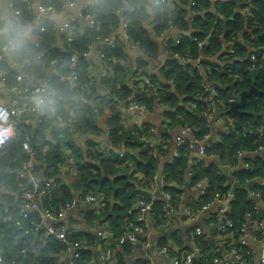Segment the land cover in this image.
<instances>
[{
	"label": "trees",
	"instance_id": "trees-1",
	"mask_svg": "<svg viewBox=\"0 0 264 264\" xmlns=\"http://www.w3.org/2000/svg\"><path fill=\"white\" fill-rule=\"evenodd\" d=\"M124 1L126 6H133L132 10L124 11L123 16L127 18L128 37L140 48L135 64L133 66L129 62L126 42L118 38L113 47L104 48L102 64L108 70V76L100 80L98 85L107 90V96L105 97V93H98L97 85H92L88 91L80 90L76 99L71 97L69 81L65 77L72 71H77L80 79H85L84 75L93 66V62L91 57H86L82 53L89 51L91 44L97 40V35L109 36V33L117 28L121 20L119 10L123 0H101L94 3L89 11L94 13L97 25L83 24L80 27L77 24L74 40L65 49L59 42L57 43L56 31L50 18L42 20L45 26L43 31H35L37 45L27 43V40L20 37L16 19L22 22L30 21L33 12L24 3L15 1L13 7L19 11L20 16L18 18L12 16L13 28L10 35L19 37L20 44L17 50L11 53V58L21 61V53L23 58H26L33 57L36 52L41 51L44 63L47 59L55 60L57 73L51 76V87L56 96V113L61 114L63 119L71 113L74 129L64 122L58 124L55 113L50 112L46 114L42 124L36 127L18 123V131L14 137L0 148V235L3 248L7 246L9 248L6 252L9 260L21 264H34L37 259L39 264H61L55 257L62 247L61 243L49 236L42 242L36 240L33 243L29 233L31 231L29 222L35 219L34 211L28 212L26 218H21L19 226L14 219L3 220V216L8 214L2 210L6 203L9 204V213L13 214L12 216L17 212L11 205L13 199L8 190L33 187L27 178L16 176L20 163L25 159L21 146L25 135L28 136L31 146L38 150V159L43 164L42 167L35 166L39 188L47 179L52 180L53 186L59 188L58 192L53 190L51 194L41 197L43 205L51 202L57 206L61 203L60 198L72 199L68 186L59 179L62 177L81 194L89 190L104 193L105 200L100 206V212L103 221L117 233L125 223L133 220L128 208L140 196L152 202L150 213L155 221L154 225L164 222L162 207L165 201L157 197L151 198L153 196L146 189L156 183L160 188L155 175L159 156L165 155L167 151H157L148 143L139 141L123 126L120 116L122 100H127V104L143 103L151 109L155 101L152 96L154 94L156 101L167 107L165 115L176 123L183 121L193 129L195 139H201L209 129L205 125V119L195 113L205 108L209 101L210 94L204 85L206 82H214L219 90L214 98L216 104L226 110L232 123L226 125L227 133L221 132L218 139L208 142L203 149L204 155L217 156L219 161L228 157L230 161L235 162L240 155L239 151L245 150L252 155L243 158L245 165L235 171L232 178L236 179L239 185L254 178H264V150H257L258 145L264 144V135L260 139L256 136L257 126L264 124V94L247 96L240 108L244 112L239 118L229 108L231 86L237 94L251 85L257 90H264V0H173L174 6L164 3L158 7L150 4L148 9L152 15L153 34H159L167 28L169 21L179 30L173 35L179 37L178 43L172 38L167 41V54L160 64V76L148 70L149 60H158L160 50L154 35L144 23L147 16L146 0ZM190 1L193 3L190 4ZM50 2L58 9L63 5V0ZM211 5L214 10H208ZM189 10L194 13L191 22L186 20ZM1 19L0 14V21ZM181 30L190 31L182 33ZM6 38V34L0 31V45L5 43ZM197 40H202L200 46L197 45ZM225 42H229L234 48L232 54L221 50ZM187 48L192 57L190 60L180 63L172 56V53H182ZM251 50L256 52L255 68L248 71L252 63L248 57ZM72 54L76 56L74 62L70 59ZM197 56L200 57L199 67L192 61ZM215 56L216 60H211ZM218 61L223 63L219 64ZM1 64L5 66L4 62ZM43 66L39 61L31 59L24 65V72L41 77L45 72ZM8 69L12 75L16 73L14 69ZM145 74L151 80L150 85H141ZM89 93L95 95V100H88ZM193 103L195 108H192ZM103 109L108 113L104 120L108 126L107 139L111 146L108 153L99 151L100 139L96 138L98 119H95V114L98 112L97 114L102 115ZM143 124V128L147 127L146 123ZM47 129H50L53 141L48 140L45 135ZM75 130L87 135L85 149L75 144L73 139ZM189 142L186 138L184 143L177 145L178 156L171 162L165 161L161 165L163 174L161 189L170 193V202L179 203L183 187H193L197 184L200 186L199 191L186 204L195 211L203 203L209 202L214 193L224 196L232 191L233 194V199L227 206L228 223L225 225V232L220 233L213 229L209 235L205 232L194 234V226L188 227L189 238L194 244L199 245V254L205 257L203 262L197 264H213L214 255L221 256L224 251L232 248H236L249 261L251 251L249 245L240 244L237 238L247 221L246 217L251 220L257 217L256 204L250 197L249 190L256 193L260 200L264 199V184L255 181L247 188L233 187L231 184L233 182L228 181L215 161L199 159L189 164L188 157L192 149ZM121 144L126 150L118 153L114 147L117 148ZM216 216L217 213L214 212L209 219L215 221ZM13 234H22L16 244L12 243ZM169 238L175 247L181 245V250H190L184 245L178 231L161 233L158 235L157 243L167 245L172 253L174 247L170 245ZM128 245L129 243H124L121 247L125 250ZM22 249H26V253L21 252ZM87 253L86 250H82V256ZM177 257H181L180 253ZM116 260L118 264H126L118 254ZM147 261L140 260L135 264H147Z\"/></svg>",
	"mask_w": 264,
	"mask_h": 264
},
{
	"label": "built area",
	"instance_id": "built-area-1",
	"mask_svg": "<svg viewBox=\"0 0 264 264\" xmlns=\"http://www.w3.org/2000/svg\"><path fill=\"white\" fill-rule=\"evenodd\" d=\"M15 1H19L24 3L28 9H33L34 7V14L32 22L35 21L30 29L32 33V38L29 41H26L27 43L37 45L38 40L35 35V31H43L45 26L42 23V20L44 18H50V15L47 12H55L58 8L50 2V0H12L9 3L10 6V15L13 17H19L20 13L17 9H15L13 6L15 4ZM64 1V0H63ZM101 1V0H98ZM173 0H152L150 4L153 7H158L162 4H171ZM211 1V0H210ZM226 1V0H222ZM76 2V0H65V3L68 5H73ZM92 3V2H91ZM193 1H190V4H192ZM81 8H83L81 13L79 14L80 17H84L87 20V23L89 26H95L97 25V20L95 18L94 13L90 12L89 9L91 8V4H80ZM127 11L132 10L133 6H126L125 7ZM213 5L209 7L208 10H214ZM193 11L189 10L186 16V20L191 22L193 18ZM121 17V15H119ZM51 19V18H50ZM7 30L2 31V33H5L7 38L5 39V43L0 45V58L3 55V53H7L14 65L17 66H23V71L18 72L16 71L15 74L12 75L10 73L8 68H11L6 62L7 66L2 65L0 62V88H3L6 90L5 97H2L0 95V148L6 144L8 141H10L17 130V124L23 123L25 125H30L31 127H36L45 120V116L47 113H55V120L57 122L62 121V115L59 113H56L55 104L54 105H48L46 107H37L35 102V97L38 93H45L46 90H50V93H54L53 88L51 87V76L48 73V75H45L41 78L33 76V74H27L24 72V65L28 64L29 61L32 59L33 61H39L44 66V70L47 71L48 69L52 68L53 75H55L57 72L55 71V60L54 59H47L45 60L46 63L42 60L43 53L41 51H38L34 54L33 57H24L21 59V61H18L17 59L11 58V53L17 50L18 47L13 48V51L9 53L8 51V44L10 40L14 38V36L10 35V31L13 28L12 21H8L7 24ZM52 26L55 28V30L58 31L59 37L61 38L59 43L63 49L74 40V34L77 31V22L76 20L66 19L63 22H60L58 25H55L52 22ZM171 21H169L167 27H172ZM120 27L123 31V36L118 37L119 39H122L126 42V48L127 49H134L137 50V53H140V48L138 44L131 40L127 33H126V27H127V18L125 16L121 17L120 20ZM177 30L176 32H178ZM190 30L182 31V33H188ZM152 33V32H151ZM153 34V33H152ZM160 34V33H159ZM159 34H153L154 38L156 36H159ZM97 58L99 61V65L97 67L91 66L89 71L86 72L85 79L81 80L79 77V74L77 71H72L70 74H68L65 78L69 81V91L71 94V97L73 99H76L79 97V91L87 89V91L90 89L92 85H97L100 80L105 79L108 76V70L103 66L102 59L105 56L104 48L106 47H113L116 43V40L118 39H111L107 35H97ZM170 38L173 39L175 43L179 42L178 36H171ZM240 39H243L242 36H239ZM167 39H163L161 42H157L159 45L160 54L158 57V60L160 58L161 61H164V55L167 54ZM95 41V42H96ZM20 44V43H19ZM202 40H197V45H201ZM91 47V46H90ZM223 49V50H222ZM222 51L227 52L228 54H232L234 52V48L231 46L229 42L223 43V46L221 48ZM90 51V49H89ZM89 51H85L82 54L84 56L89 57ZM264 52V51H263ZM256 52L254 50H251L248 53V57L251 59L252 63L248 67V71H251L255 68L254 60H255ZM172 56L177 59L178 62H186L190 60L192 57L189 52V48L185 49L184 52H174L172 53ZM71 61H76V56L72 54L70 56ZM199 59L200 57L197 56L194 58L193 63L199 67ZM211 60H216V56L212 57ZM219 64H222L223 61H218ZM213 68H216L213 66ZM12 69V68H11ZM45 73V72H44ZM26 76L30 78H26ZM40 79L36 83L32 82L33 79ZM63 78V77H62ZM151 80L148 77V75H143L141 85H150ZM204 88L209 92V101L207 102V105L205 108H203L200 111H196V115L198 117H203L206 121L205 125L209 129L212 125L214 126V123H218L222 125V132L227 133V124L232 123L231 117H229L226 113L225 109L220 108L215 101V97L218 95V88L214 82H206L204 85ZM102 93H105L106 95V89L102 90ZM230 98H229V108H230V102L237 100L240 96V93H236V90L231 86L230 87ZM237 95V96H236ZM153 98H155L154 104H158L157 106L160 108L161 113L164 115V122L168 126H176L178 129V134L175 138V144L172 148H170V142L166 139H156L154 137L155 128L152 125H147V127H142L144 125L140 119L141 114L148 110V108L143 103H135L131 102L127 104V110L132 113L136 114L139 118V122H136L138 124L135 125H129L127 123V120L121 116L122 124L125 128H128L131 135L136 137L139 141L148 143L152 147L155 148V150H163L168 152V157H166L167 162H171L172 159L176 156H178V152L176 150V146L184 143L186 141V138L189 139V144L195 145L197 144L199 139H195L193 134V129L185 125L183 121L181 123H176L172 121L167 115L164 114V111L167 109V107L164 105L162 106L156 101V97L153 94ZM192 108H195V104H192ZM73 118V116H72ZM211 125V126H210ZM212 126V127H213ZM71 129V128H70ZM257 130V138L260 139L264 135V124L259 125L256 128ZM47 132H49L50 136H47ZM77 133V132H76ZM45 135L47 136L48 140L53 141V136L51 134L50 129H47L45 132ZM98 138V137H96ZM204 140L210 139L209 131L204 134L203 136ZM21 146L23 148L25 159L20 163V168L17 171L16 176L18 178H27L29 182L32 183L33 187L28 188H20L19 190H8L9 195L12 196L13 205L17 212L14 216L13 214L9 213V204L6 203L3 207V211L8 213L3 216V220L8 219H14L15 223L19 226L21 225V218H26L28 215V212L35 213V219L30 221L29 224L31 226V231H36L38 233H42L45 236L52 237L55 241L61 243L62 247L58 250V253H63L67 249L73 247L74 251L72 253L71 258L63 264H82V246L85 243L84 236L80 235V232L78 229L72 228L67 226L65 223L60 221V218L64 215V213L75 207L79 203H95L98 202L99 206H101L105 200V195L101 191H95V190H89L85 194H75V198L71 200H63L61 199V203L57 206L53 205L51 202H48L47 204L43 205L41 203V197L44 195H49L53 192V190L56 191L55 186H53V182L50 179L45 180L44 185L39 188L38 186V173L35 169V166L38 165V163H42L38 159V150L33 148L30 144L29 138L27 135H25V138L21 141ZM197 152L203 157V159L206 157L203 153L204 145L197 144L195 145ZM110 147V142L107 139V143H105V146L103 147L105 152L107 153ZM44 148V147H43ZM171 150V151H170ZM259 151L264 150V144L258 145ZM65 151H68L65 149ZM99 151H101L99 149ZM166 152V153H167ZM239 154L243 156V154H250L247 153L245 150H240ZM201 157V158H202ZM209 157V156H207ZM199 160V159H197ZM43 166V164H42ZM40 167V166H39ZM64 167V166H63ZM155 179L157 182L160 183V188H158V192L155 196L151 198H161L165 201L163 207H162V216L164 218V222L162 223H156L154 225V220L151 215V208H152V202L150 200H146L143 197L136 198L128 208V212L132 213L133 220L128 221L125 223V225L121 228V230L117 233L113 230V228L106 222L103 221L101 224L98 225L94 229V233L102 240L103 242V248L101 253V258L104 261L109 262V264H118L117 260L113 259L112 252L113 248L111 245H122L124 243H129L132 245H138L141 250L142 254L145 260H148L152 255L154 254H163L168 259V261L165 264H197L201 263L205 260V257L201 254H199L200 247L198 244H194L191 241V246L188 247L190 250L183 251L181 250V245L178 247L173 248V252L171 253V250L168 249L167 245H160L156 242H151L149 240V233L152 229H155L160 235L163 232H167V225L169 224L170 219L178 216L179 214H182L184 218L187 220V223L190 224V226H194L193 233L194 234H201L203 232L209 234V231L206 232L202 227L197 223L198 217L201 214V212L208 211V216L205 218L210 222L211 224H216L219 222V225L216 228H213L215 230H218L220 233L225 232V225L228 223L226 221V212H227V206L231 199H233L232 191L227 192L224 196H220L218 193H214L212 199L207 202L203 203L196 211L188 206L186 204L181 203V201L177 204H172L170 202V193L167 191H164L161 189V185L163 183V174H160V178L157 179V176L155 175ZM255 181H258L260 183L264 184V178L259 180L258 178L252 179ZM66 186H68L70 192L72 193L73 188L71 185H69L66 181H62ZM233 183H237L236 179H233ZM206 184V182H205ZM194 188L200 189L199 184L193 186ZM58 192V191H57ZM149 194H151L149 192ZM260 205L264 209V199L260 200ZM211 207H213L211 209ZM217 213V219L215 221H212L209 219L212 216V213ZM259 233V229L255 228L250 236L253 239L257 238V235ZM22 234L19 235H12V243L16 244L18 243V239ZM79 235V236H78ZM248 235L245 233V225L242 226L240 233L238 235L237 241L242 245H249L248 242ZM2 236L0 235V264H21L19 262H16L14 260H9L6 256V252L9 249L3 248L2 246ZM219 245V243H217ZM23 253H26V249H22ZM180 253L181 257L178 258L177 254ZM229 256L233 257L234 261L237 264H248L249 261L245 259L242 254L236 249L232 248L229 251H224V253L221 256L214 255L212 257V263L213 264H228L229 262ZM34 264H39V261L36 259L34 261ZM260 264H264V250L261 256Z\"/></svg>",
	"mask_w": 264,
	"mask_h": 264
},
{
	"label": "crops",
	"instance_id": "crops-1",
	"mask_svg": "<svg viewBox=\"0 0 264 264\" xmlns=\"http://www.w3.org/2000/svg\"><path fill=\"white\" fill-rule=\"evenodd\" d=\"M11 1L12 0H0V14L2 17V19L0 21V31L1 32L7 30V26H6L7 22L12 21L11 20L12 16L10 15L11 13H10V6H9V3ZM151 1L152 0H146L147 16L144 19V23L147 26L150 33L152 32V15L150 13V10L148 9V6L150 5ZM96 2H98V0H76V2L73 5H68L65 3V0H64L63 5L54 12V14L61 13L62 19L58 18V17H53L52 15H50V18L55 25H58L60 22H63L66 19L76 20L77 24L80 27L83 24L87 25L88 23H87L86 18L79 16L81 11H83L82 10L83 8H81L80 4H85V5L91 4V5H93ZM125 7H126V3L123 0V5L121 6V8L119 10V15H121V17L123 16L124 11H126ZM32 12L34 14V7L32 9ZM32 19L30 21H26V22H22L19 19H16L17 30L20 32L21 26L24 29V35L20 36V37H22L23 39H25L27 41H29L32 38V33H31L30 29H31L33 23L35 22V21L32 22ZM55 31H56L57 43H58L60 41L59 33L57 30H55ZM176 31H177V28L175 26L167 27L160 32L159 36L155 37V40L157 42H161L163 39H167V38H170L171 36H173ZM122 36H123V31L120 27V24L117 26L116 29H113L109 33V38H111V39H117L118 37H122ZM97 46H98L97 41L93 42L91 44L90 51H89V57H91V59H92L93 67H97L99 65V61L97 58ZM137 52L138 51L134 50V49H127V55H128L129 62L133 66L135 64ZM6 54L7 53H3V55L0 58V62H4V63L6 62L3 59V57ZM161 63H162V61L160 60V58H159V60H149L148 70L151 73H155V74L160 76V64ZM5 65L7 66L6 63H5ZM48 73L50 74V76L53 75L52 68L45 71L43 76L48 75ZM43 76H41V77H43ZM41 77H39V78H41ZM35 81L36 80H32V82L36 83ZM127 84L130 85L129 82ZM96 90L99 91L98 93H100V94L103 92L102 91L103 89L98 84L96 86ZM5 92H6L5 89L0 88V95L2 97L6 96ZM88 100L89 101L95 100V95L92 93H89V99ZM157 105L153 104L151 109H148L147 111L142 113L140 119H141L142 123L152 125L155 128L154 137L156 139L168 140L170 142V148H172L175 144V141H176L175 138H176V135L178 134V129L176 126H168L165 124L164 115L161 113V110ZM126 107H127V100H122L120 103V116H122V118L124 117L127 120V123L129 125L138 124L136 122H139V120H138L139 117L136 114L130 113ZM105 109H103L104 112L102 115L97 114L98 112L95 114V119H98V121H97L98 131H97L96 137H98V139H100L99 144H98V149H100L103 153H106L103 147L105 146V143H107V137H108V126L105 123L106 121H104L106 119V117L108 116V113L106 112ZM63 122L65 124H68L71 128L74 129V127H73L74 119L72 118L71 113L69 114L68 117H65L64 119H62L61 122H58V124H62ZM212 126L209 128L210 139L204 140L203 138H201L198 140L197 144H201V145L206 146L208 144V142H210L211 140H216L219 138V135L222 132V125L218 124V123H214V126L213 127ZM70 127H69V130H70ZM46 135L50 136L49 132H47ZM86 136H87L86 134L79 133L77 130H75L73 133V139L75 141V144L78 145L79 147H81L82 149L83 148L85 149ZM197 144H195V145H197ZM195 145H192V149H191V152H190L189 157H188V163L189 164H191L193 161H197V159H203V158L198 157L194 154V151H197ZM109 148H111V146ZM114 148H115L114 150L117 151L118 153H121L124 150H126V148L124 147L123 144L119 145V147H117V148L116 147H114ZM108 152H109V150H108ZM251 155L252 154H243V156L239 155L235 162L230 161L228 157L223 161H219L217 156L211 155L209 157H212L213 161H215V159H216L222 167L223 166L229 167L230 168L229 175L232 176V174L235 171H237L238 169H240L241 167H243L245 165V162L243 163V158L246 156H251ZM166 157H168V152L165 155H162V156L160 155L159 156V163L161 161L165 162L167 159ZM219 170L221 171V169H219ZM221 172L223 174H225L223 171H221ZM225 176L227 177L226 174H225ZM59 179L61 182L64 181V179L62 177H59ZM247 181H249V180H247ZM246 182L242 183L241 185H239L237 183V186L234 185L235 183L234 184L231 183V184L233 187H238V186L244 187V184ZM249 186H246L245 188H247ZM55 188H56V190L59 191V188L57 186H55ZM157 190H158L157 183L155 185H153V187L146 189V191L150 192L152 196L156 195ZM198 191L199 190L197 188L184 186L183 192L181 194V200H180L181 203L187 204V201L189 199L195 197L196 193ZM76 193L79 194V191H77L73 188V191L71 193L73 199L75 198ZM249 195L254 200V202L256 204V216L257 217H256V219H253V220L248 219V217H246L247 221L245 223V233H246V235H248L247 242H248L250 250H251L248 264H260L261 256H262V253L264 250V212H263V215L260 217L258 214V207L261 205H260V199H259L258 195L254 192H251L250 190H249ZM212 208L213 207H211V209ZM207 216H208V211L201 212V214L198 217L197 223L201 227L203 225L202 228L204 230H206L207 227H211L210 231H209V233H210L213 230V228L217 227V225H216V222L213 224L208 222L205 219ZM60 221L65 223L69 227L78 229L80 232V235L84 236L85 243L82 246V250H86V252H88L87 253L88 256L83 255L84 258L82 257L83 260H81L82 264H109V262L104 261L101 258L103 242L94 233V229L96 227H98V225L103 222V216L100 212V206H99L98 202H95V203H89V202L79 203L75 207L67 210L64 213V215L60 218ZM189 226H190V224L187 223V220L184 218V216L182 214H179L178 216L170 219L169 224L167 225V229H168V231H178L180 236H181V239L184 242V245L186 247H190L191 246V239L189 238V236L187 234V229ZM255 228L259 229V234L257 235L256 239H253L250 236V234ZM29 233L31 234V236L33 238V240H32L33 243L36 240L42 242V240H45L48 237V236H45L42 233L40 234L36 231H30ZM157 238H158L157 231L155 229H152L149 233V240L151 242H156ZM169 242H170L171 246L175 247V245H173V241L170 238H169ZM259 242L261 243L260 254L257 255L253 245L255 243H259ZM82 250H81V252H82ZM73 251H74V248L71 247V248L67 249L66 251H64L62 254L57 252L55 255L57 262H59L61 264L66 263L71 258ZM117 254H118V257L122 261H124L126 264H135L140 260L145 261L143 254H142V250L138 245L129 244L127 249L124 250L123 247H121V245L115 244L113 247V252H112V256H113L114 260H116ZM167 261H168V259L165 257V255L159 253V254L152 255L148 259L147 264H165ZM228 264H237V263L234 261L233 257L229 256Z\"/></svg>",
	"mask_w": 264,
	"mask_h": 264
},
{
	"label": "water",
	"instance_id": "water-1",
	"mask_svg": "<svg viewBox=\"0 0 264 264\" xmlns=\"http://www.w3.org/2000/svg\"><path fill=\"white\" fill-rule=\"evenodd\" d=\"M49 15H52L53 17H58V18H61L62 15L61 13H56L54 14L53 12H47ZM62 19V18H61ZM3 59L6 61V63L12 68L14 69L15 71H18V72H22L23 71V66H17V65H14L9 57L8 54H6ZM26 78H30L28 76H26ZM33 80H37L39 81L40 79H33ZM252 94H264V90H257L253 85H251L248 89H245V90H242L240 92V96L237 100H234V101H231L230 102V109L237 115V117L239 118L244 111H242L240 108L243 106L244 102H245V98L247 96H250ZM194 154L198 157H202L197 151H194ZM203 158V157H202ZM206 161H212V157H205L204 158ZM215 161L218 163V168L220 169V167H222L219 162L215 159ZM162 161L159 163L158 167H157V171H156V176H157V179L160 178V174H161V165H162ZM38 166L42 167V163H38ZM261 180V179H259ZM254 182V180H249L247 181L245 184H244V187L246 186H249L251 185L252 183ZM234 185L237 186V183H235ZM58 191V190H56ZM76 196V195H75ZM263 212H264V209L262 206H259L258 207V214L259 216L261 217L263 215ZM217 226L219 225V222L216 224ZM206 232L209 231V228L207 227Z\"/></svg>",
	"mask_w": 264,
	"mask_h": 264
},
{
	"label": "clouds",
	"instance_id": "clouds-1",
	"mask_svg": "<svg viewBox=\"0 0 264 264\" xmlns=\"http://www.w3.org/2000/svg\"><path fill=\"white\" fill-rule=\"evenodd\" d=\"M24 35V29L21 26L19 36ZM19 47V37H14L12 40H10L8 44V51L11 53L13 51V48ZM21 57L23 58V53H21ZM35 102L37 107H46L48 105H54L56 103V96L54 93H50V90H46L45 93H38L35 97Z\"/></svg>",
	"mask_w": 264,
	"mask_h": 264
},
{
	"label": "rangeland",
	"instance_id": "rangeland-1",
	"mask_svg": "<svg viewBox=\"0 0 264 264\" xmlns=\"http://www.w3.org/2000/svg\"><path fill=\"white\" fill-rule=\"evenodd\" d=\"M220 169H221V171H223L227 175L228 181L232 182L233 181V178H232V176L229 175L230 168L223 166V167H220ZM260 245H261L260 242L259 243H255L253 245L254 246V249H255V252H256L257 255L260 254Z\"/></svg>",
	"mask_w": 264,
	"mask_h": 264
}]
</instances>
